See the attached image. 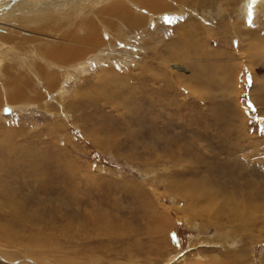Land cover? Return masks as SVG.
<instances>
[{
    "label": "rangeland",
    "instance_id": "rangeland-1",
    "mask_svg": "<svg viewBox=\"0 0 264 264\" xmlns=\"http://www.w3.org/2000/svg\"><path fill=\"white\" fill-rule=\"evenodd\" d=\"M27 1L0 0V190L26 207L0 264H264V0Z\"/></svg>",
    "mask_w": 264,
    "mask_h": 264
},
{
    "label": "bare ground",
    "instance_id": "bare-ground-1",
    "mask_svg": "<svg viewBox=\"0 0 264 264\" xmlns=\"http://www.w3.org/2000/svg\"><path fill=\"white\" fill-rule=\"evenodd\" d=\"M21 2H19V3H23V1L24 0H20ZM44 1V0H43ZM47 1V0H46ZM92 1H94V0H53V1H49L48 3H46V4H49V5H52V3L54 2V4L56 5V4H58V6H59V9L61 8H63V5H71L72 7H70L69 9L71 10V9H74V11H76V8L77 9H79V8H84L85 6H87L89 3H94V2H92ZM98 1H101V2H106V0H95V3L96 2H98ZM9 2V1H8ZM26 2H28L27 0H26ZM25 2V3H26ZM35 2H38L39 3V0L38 1H35ZM34 2V3H35ZM110 2V1H109ZM115 2V1H114ZM37 3V4H38ZM111 3V2H110ZM112 3H113V0H112ZM262 0L260 1L259 0V4L257 3V5H256V7L257 8H261L262 7ZM31 5H33L32 4V2L30 3ZM42 4V3H41ZM104 4H106V3H104ZM34 5H36V4H34ZM39 5V4H38ZM43 6H45V5H43ZM42 6V7H43ZM116 6V5H115ZM46 7V6H45ZM45 7H43V9H45ZM21 8V7H20ZM25 8H27V7H25ZM114 8V7H113ZM22 9V8H21ZM20 9V10H21ZM32 9V8H31ZM54 9L56 10V8L54 7ZM68 9V10H69ZM28 10V9H27ZM33 10V9H32ZM83 10H85V9H83ZM82 10V11H83ZM159 10V9H158ZM74 11H72V12H74ZM86 11V10H85ZM175 11V10H174ZM34 13H36L37 11H33ZM71 12V11H70ZM159 12V11H158ZM163 12V11H162ZM38 13V12H37ZM40 13V15L42 14L41 12H39ZM39 13H38V15H39ZM65 13H68L69 14V11L68 12H65ZM79 13H80V11H79ZM28 14V13H27ZM45 14L46 15H49L50 14V9L49 8H47V10H46V12H45ZM62 14V13H61ZM81 14V13H80ZM195 14V13H194ZM22 15V14H21ZM24 15V14H23ZM22 15V16H23ZM26 15V14H25ZM35 15V14H34ZM79 15V14H78ZM26 16H28V17H25V18H28V19H31V17L29 16V15H26ZM42 16V15H41ZM75 16V15H74ZM6 17V16H5ZM24 17V16H23ZM30 17V18H29ZM50 17V16H49ZM78 17V16H77ZM84 17V16H83ZM1 18V17H0ZM10 18V17H9ZM12 19V18H11ZM17 20V19H16ZM48 20V19H47ZM34 22V21H33ZM16 23V22H15ZM19 23V22H18ZM1 24V23H0ZM29 24V23H28ZM52 24V23H51ZM4 25V24H3ZM6 25V24H5ZM10 25H12V24H10ZM193 24H191V26H192ZM9 26V25H8ZM63 26V25H62ZM11 27V26H10ZM16 27H18V26H16ZM13 28V27H12ZM19 28V27H18ZM52 28V27H51ZM195 28V27H194ZM193 28V29H194ZM4 29V28H3ZM3 29H1V30H3ZM19 29H21V27L19 28ZM80 29V28H79ZM190 29V28H189ZM192 29V28H191ZM5 30V29H4ZM3 30V31H4ZM83 30V29H82ZM6 31H7V29H6ZM5 31V32H6ZM85 31V30H84ZM182 31H183V29H182ZM190 31V30H189ZM196 31V30H195ZM4 33V32H3ZM14 33V32H13ZM17 33H18V31L16 32V35H17ZM25 33V32H24ZM6 34V33H5ZM20 34V33H19ZM25 35H27V34H25ZM186 35V34H185ZM2 36V35H1ZM31 36V35H30ZM34 36V35H33ZM180 36V38H181V36L182 35H179ZM183 36H184V34H183ZM182 36V37H183ZM186 36H188V34L186 35ZM191 36V37H190ZM190 41H191V39L193 38H197L196 36H192L191 34H190ZM14 37V36H13ZM188 37V38H189ZM15 38V37H14ZM48 38V37H47ZM179 38V39H180ZM186 38V37H185ZM208 38H210V37H208ZM183 40V39H182ZM186 40V39H185ZM14 43H16V42H14ZM24 43V42H23ZM184 43V42H183ZM37 44V43H36ZM36 44H35V46H36ZM192 44V43H191ZM167 45V44H166ZM185 45V44H184ZM169 46V45H168ZM187 46V45H186ZM188 46L189 47H191L190 45H189V41H188ZM182 47V46H181ZM184 47L185 46H183V49H184ZM189 47H186V48H189ZM193 47V46H192ZM16 48V47H15ZM14 48V49H15ZM28 48V47H27ZM17 49V48H16ZM31 49V48H30ZM173 49V48H172ZM27 50V49H26ZM185 51L187 50V49H184ZM189 50V49H188ZM191 50V49H190ZM194 50V49H193ZM192 50V51H193ZM201 50H202V48H201ZM39 51H40V49H39ZM165 52H167V51H165ZM183 52V51H182ZM14 53V52H13ZM29 53H30V51H29ZM32 53H35V52H32ZM49 54H51V53H49ZM166 54V53H165ZM183 54V53H182ZM13 55V54H12ZM163 55V54H162ZM173 55V54H172ZM176 55V54H175ZM100 56V55H99ZM180 56H182V55H180ZM40 57V56H39ZM175 57V56H174ZM179 57V56H178ZM184 57V56H183ZM42 58V57H41ZM168 58V57H167ZM3 59V58H2ZM44 59H46V58H44ZM44 59H42V60H44ZM72 60H73V58H72ZM75 61V60H74ZM74 61H72V62H74ZM80 61V60H79ZM180 61V60H179ZM174 62V61H173ZM84 64V63H83ZM176 64V63H175ZM73 65V64H72ZM175 66V65H174ZM75 67V66H74ZM73 67V68H74ZM178 68H179V66H178ZM76 69V68H75ZM70 72H74V71H72V69L70 70V69H68ZM1 73V72H0ZM72 74V73H71ZM73 77L75 76L74 74L72 75ZM71 79H72V77H71ZM192 79V78H191ZM168 82V81H167ZM193 82V81H192ZM170 85V84H169ZM189 85V84H188ZM9 108H7L6 110H8ZM5 110V109H4ZM11 111V110H10ZM1 112V111H0ZM12 112V111H11ZM4 114H5V111H4ZM44 161H46L48 164H50L51 162L49 161V160H47V159H45ZM38 163H40V161L38 162ZM183 190H180L179 192H182ZM178 192V193H179ZM188 200H190V198H188ZM18 201H23V199H19V198H16L15 196H13V193L12 192H10V191H5V190H0V210H3L4 208H2V207H8V211H6L3 215H5V218L7 217H10V216H8L9 214H11V211H13L14 209H15V211H17L18 209H17V207L16 206H18V208H26L24 205H22L20 202H18ZM221 205H225V209L228 211H225V209L223 210L225 213H226V215H227V219L228 220H236V218H237V213H236V209L235 208H233L232 207V204H231V202L228 200V199H226L223 203H221ZM247 206V205H246ZM11 208H13V210L11 209ZM259 211H262V213H264V202H260V206H259ZM243 210V209H242ZM5 211V210H4ZM10 211V212H9ZM193 212L194 211H189V214L190 213H192L193 214ZM192 214H191V216H192ZM194 214H195V212H194ZM237 214V215H236ZM194 217L196 216V215H193ZM217 217V216H216ZM236 217V218H235ZM6 218V219H7ZM11 218V217H10ZM23 218V217H22ZM12 222V221H11ZM154 224V223H153ZM149 228V227H148ZM151 231H159V226L158 225H156V226H154L153 228H151L150 229ZM264 230V229H263ZM157 233V232H156ZM239 255V252L237 253H235L234 254V258L233 259H235L236 260V262H238V257H240V256H238ZM232 263H235V261H233Z\"/></svg>",
    "mask_w": 264,
    "mask_h": 264
},
{
    "label": "snow or ice",
    "instance_id": "snow-or-ice-1",
    "mask_svg": "<svg viewBox=\"0 0 264 264\" xmlns=\"http://www.w3.org/2000/svg\"><path fill=\"white\" fill-rule=\"evenodd\" d=\"M173 238L176 242H178V237L176 236V234H173Z\"/></svg>",
    "mask_w": 264,
    "mask_h": 264
}]
</instances>
